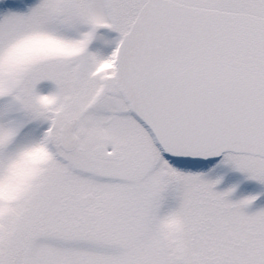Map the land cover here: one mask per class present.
I'll return each instance as SVG.
<instances>
[{"label": "snow or ice", "instance_id": "1", "mask_svg": "<svg viewBox=\"0 0 264 264\" xmlns=\"http://www.w3.org/2000/svg\"><path fill=\"white\" fill-rule=\"evenodd\" d=\"M0 264H264V0H0Z\"/></svg>", "mask_w": 264, "mask_h": 264}]
</instances>
